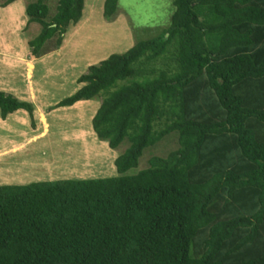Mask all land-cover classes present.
<instances>
[{"label":"trees","instance_id":"obj_1","mask_svg":"<svg viewBox=\"0 0 264 264\" xmlns=\"http://www.w3.org/2000/svg\"><path fill=\"white\" fill-rule=\"evenodd\" d=\"M84 3L27 6L41 27L31 60L62 46ZM173 6L167 28L91 66L55 106L102 98L93 129L127 146L120 176L0 186V264H264V0ZM20 110L34 106L0 92L3 120ZM171 137L176 149L127 175Z\"/></svg>","mask_w":264,"mask_h":264},{"label":"rangeland","instance_id":"obj_2","mask_svg":"<svg viewBox=\"0 0 264 264\" xmlns=\"http://www.w3.org/2000/svg\"><path fill=\"white\" fill-rule=\"evenodd\" d=\"M34 1L20 0L4 8L6 0H0V92L34 106L33 116L20 110L6 120L0 111V186L118 177L115 161L127 146L111 149L93 129L102 98L55 106L84 86L78 80L91 66L147 39V29L156 35L167 28L173 0H120L119 12L109 20L104 17L106 0H85L83 18L69 28L62 46L56 49L51 43L49 53L31 60L29 43L41 31L25 12ZM57 3L50 0L53 11ZM15 115L22 116L21 122L10 121ZM176 148L171 137L148 149L127 175L146 169L153 155L164 156Z\"/></svg>","mask_w":264,"mask_h":264},{"label":"crops","instance_id":"obj_3","mask_svg":"<svg viewBox=\"0 0 264 264\" xmlns=\"http://www.w3.org/2000/svg\"><path fill=\"white\" fill-rule=\"evenodd\" d=\"M18 112V111H17ZM25 114H27L28 112L24 111ZM29 114V113H28ZM22 117V116H21ZM21 117H19L18 115L9 117L10 121L12 122H21ZM8 124V123H7ZM9 126V125H8Z\"/></svg>","mask_w":264,"mask_h":264}]
</instances>
